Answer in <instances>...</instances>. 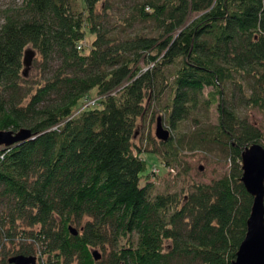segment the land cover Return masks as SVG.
I'll use <instances>...</instances> for the list:
<instances>
[{"label":"trees","instance_id":"1","mask_svg":"<svg viewBox=\"0 0 264 264\" xmlns=\"http://www.w3.org/2000/svg\"><path fill=\"white\" fill-rule=\"evenodd\" d=\"M116 10L123 16L110 17ZM6 11L0 129L34 137L0 150V264L6 247L36 264H232L252 201L240 153L264 147V123L238 114L256 107L264 121V0H82L81 11L70 0H24ZM143 23L149 34L135 28ZM28 44L47 77L20 94ZM167 87L170 128L216 105V123L197 142L224 144L231 162L181 196L151 194L148 176L159 171L143 174L133 142L145 102ZM89 96L95 108L84 105ZM177 142L151 152L171 171Z\"/></svg>","mask_w":264,"mask_h":264},{"label":"rangeland","instance_id":"2","mask_svg":"<svg viewBox=\"0 0 264 264\" xmlns=\"http://www.w3.org/2000/svg\"><path fill=\"white\" fill-rule=\"evenodd\" d=\"M117 1L122 3V0ZM23 3L24 0H0V26L4 22L5 15L9 14L6 10L20 7ZM70 4L72 9L78 11L82 10V0H70ZM118 9H122V7ZM109 15L112 18L123 16L117 10L116 12H110ZM135 28L140 29V32L146 34H149L151 31L150 23L138 24ZM27 48L34 49L35 54L26 75H22L18 80V85L21 90L20 94L26 91H30L32 94L35 89L43 83L44 78L47 77L41 67V58L37 50L30 44L25 46L23 50ZM176 65L177 63L170 65V69H174ZM208 90H211V88L205 87L203 89L204 96H206ZM1 93L2 91L0 90V94ZM93 93L95 92L91 91L90 95ZM170 96L171 88L167 87L159 101H151L149 107L145 102L146 112L137 119L136 134L133 142L136 144L135 146L141 149L140 157L145 160V170L143 174H149L151 170L154 171L156 168L159 171L155 175L148 176V181L153 184L151 194L173 191L181 196L190 189L193 183H207L228 173L231 168V162L224 144L214 142L205 145L197 142V140L200 141L199 131L216 123L218 117L216 105L211 104L209 106H202L197 113L191 114L188 118L179 122L175 128H170L166 122V110L164 109L165 105L169 104ZM28 98L29 94L21 96L20 104L24 105L28 101ZM89 99L91 102L95 103L94 97L89 96ZM86 104L88 105L90 103L87 102ZM95 107L96 105L92 104L89 108ZM78 110H75V112ZM238 114L258 128H261L264 123L263 116L256 107L241 106L238 108ZM158 117H162L163 121L161 118L160 120L163 127L168 130L169 137L173 138L176 142L180 139V142H177L176 162L172 165V171L169 168H163L156 155L151 153L162 148V146L159 145L160 141L154 136L156 119ZM199 167H201V169ZM144 182L143 176L140 180V184H144ZM9 248L10 247H6L1 257L4 256L7 259L14 256L13 249L9 251Z\"/></svg>","mask_w":264,"mask_h":264},{"label":"water","instance_id":"3","mask_svg":"<svg viewBox=\"0 0 264 264\" xmlns=\"http://www.w3.org/2000/svg\"><path fill=\"white\" fill-rule=\"evenodd\" d=\"M34 57V51L27 48L23 51V75ZM154 136L159 141H166L169 132L162 125L160 118L156 119ZM34 135L27 128L17 131L0 130V147L17 145L33 138ZM241 182L246 192L251 196V206L246 220V231L238 245L232 264H264V147L259 143L245 146L240 153ZM201 169V167H199ZM71 234L77 230L69 227ZM92 256L98 260L100 254L93 250ZM34 255L16 254L7 259L9 264H35Z\"/></svg>","mask_w":264,"mask_h":264},{"label":"bare ground","instance_id":"4","mask_svg":"<svg viewBox=\"0 0 264 264\" xmlns=\"http://www.w3.org/2000/svg\"><path fill=\"white\" fill-rule=\"evenodd\" d=\"M21 128H26V127H21ZM20 129V128H19ZM28 129V128H27ZM0 130H11V131H17V130H14V129H0ZM9 147V146H8Z\"/></svg>","mask_w":264,"mask_h":264},{"label":"built area","instance_id":"5","mask_svg":"<svg viewBox=\"0 0 264 264\" xmlns=\"http://www.w3.org/2000/svg\"><path fill=\"white\" fill-rule=\"evenodd\" d=\"M87 102L90 103V104L93 103V102L90 101V99H85V104H84V105H87V104H86Z\"/></svg>","mask_w":264,"mask_h":264}]
</instances>
